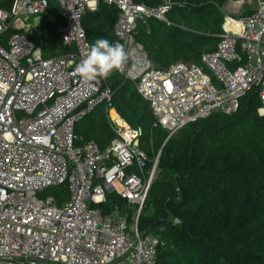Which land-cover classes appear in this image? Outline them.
<instances>
[{"label":"built area","instance_id":"built-area-1","mask_svg":"<svg viewBox=\"0 0 264 264\" xmlns=\"http://www.w3.org/2000/svg\"><path fill=\"white\" fill-rule=\"evenodd\" d=\"M0 264H157L159 238L137 228L140 211L156 176L159 155L149 162L140 132L113 118V92L104 79L85 82L73 75L91 43L83 17L99 2L116 8L115 36L127 60L118 72L135 83L149 103L154 127L178 132L214 114L231 116L241 97L256 88L264 115V0H229L216 49L200 63L153 64L137 41L140 26L155 19L172 25L173 0H57L64 17L69 53L45 57L41 19L47 0H0ZM243 10V11H242ZM40 20L39 25L36 23ZM241 24V32L228 27ZM105 104L116 133L102 149L78 144L75 125ZM66 185L61 204L47 189ZM116 193L136 204L132 225L119 211L99 204Z\"/></svg>","mask_w":264,"mask_h":264},{"label":"trees","instance_id":"trees-1","mask_svg":"<svg viewBox=\"0 0 264 264\" xmlns=\"http://www.w3.org/2000/svg\"><path fill=\"white\" fill-rule=\"evenodd\" d=\"M47 1L42 47L45 57H55L73 48L63 43L65 21L57 0ZM173 1L186 5L169 13L172 25L151 19L136 36L160 68L181 61L200 63L203 53L214 51L229 0ZM0 7L10 3L1 1ZM117 17L116 8L103 2L84 15L91 45L98 38L119 41L114 33ZM13 32L0 35L2 46L7 47ZM104 81L120 117L140 132V147L151 161L148 168L159 155V175L137 222L141 234L159 238L157 264H264V115L258 113V90L241 97L235 114L211 115L168 137L166 130L154 127L150 105L134 82L118 71ZM75 133L78 144L93 140L105 149L116 137L106 105L77 122ZM47 191L59 204L69 199L66 185ZM99 208L104 214L119 211L130 223L137 212L136 204L116 193H108Z\"/></svg>","mask_w":264,"mask_h":264},{"label":"clouds","instance_id":"clouds-1","mask_svg":"<svg viewBox=\"0 0 264 264\" xmlns=\"http://www.w3.org/2000/svg\"><path fill=\"white\" fill-rule=\"evenodd\" d=\"M126 60L127 53L123 44L98 38L75 66L73 75L85 82L107 79L121 70Z\"/></svg>","mask_w":264,"mask_h":264},{"label":"bare ground","instance_id":"bare-ground-1","mask_svg":"<svg viewBox=\"0 0 264 264\" xmlns=\"http://www.w3.org/2000/svg\"><path fill=\"white\" fill-rule=\"evenodd\" d=\"M229 25L230 28L236 32H241L242 30L241 24L236 23L234 20H229L228 27ZM111 115L113 118H118V122L122 124L124 128L129 129V125L119 116V114L115 110H112Z\"/></svg>","mask_w":264,"mask_h":264},{"label":"rangeland","instance_id":"rangeland-1","mask_svg":"<svg viewBox=\"0 0 264 264\" xmlns=\"http://www.w3.org/2000/svg\"><path fill=\"white\" fill-rule=\"evenodd\" d=\"M256 5H257V0L254 1V3H253L252 6L250 5V6H249L248 8H246L244 11L242 10L243 13L249 12L251 9L255 8ZM97 7H98V6H97ZM96 9H97V8H96ZM39 22H40V20L37 19L36 23H37L38 25H39ZM159 128H161V127H159ZM164 130H165V129H164ZM166 132L168 133V137H170V136L173 135V134L170 135V132L167 131V130H166ZM157 169H158V168H157ZM157 171H158V170H157ZM156 173H157L156 175L158 176V175H159L158 172H156ZM157 176H156V177H157ZM47 193H48V191L46 190V191H45V194H47ZM128 202H129V201H128ZM129 203H130V202H129ZM142 208H143V207H142ZM137 210H138V206H137ZM136 213H137V212H136ZM133 218H134V219L131 221V224H132V225H134L135 222H136V215H135Z\"/></svg>","mask_w":264,"mask_h":264},{"label":"crops","instance_id":"crops-1","mask_svg":"<svg viewBox=\"0 0 264 264\" xmlns=\"http://www.w3.org/2000/svg\"><path fill=\"white\" fill-rule=\"evenodd\" d=\"M117 112V111H116ZM118 113V112H117ZM120 116V115H119Z\"/></svg>","mask_w":264,"mask_h":264}]
</instances>
